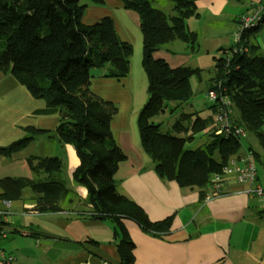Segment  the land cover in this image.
Wrapping results in <instances>:
<instances>
[{
    "label": "trees",
    "instance_id": "obj_1",
    "mask_svg": "<svg viewBox=\"0 0 264 264\" xmlns=\"http://www.w3.org/2000/svg\"><path fill=\"white\" fill-rule=\"evenodd\" d=\"M85 1L102 3V0ZM171 1L173 13L168 14L155 8L150 0H121L124 9L137 13L140 18L142 65L148 79V100L138 116L141 145L161 180L191 188L212 183V177L240 154L242 142L234 136H218L212 131L213 105L209 116L185 115L187 126L181 122L174 125L175 131L184 135H165L153 121L163 113L165 102L183 105L189 101L191 78L200 76L202 71L190 66L173 68L165 60L154 57L157 51L175 41L183 42L194 51L197 49L198 35L187 28V20L199 16L197 0ZM87 2L0 0V41L5 42L0 52V74L12 75L34 99L43 100L46 108L40 114L60 116L55 135L28 127L24 138L0 148V154L11 156L42 136L58 137L63 145H72L80 160L73 180L87 192L86 218L112 223L117 264H135L136 246L125 221H132L145 233L162 238L170 233L174 218L153 222L137 203L117 190L115 174L126 159L111 131L118 107L96 96L90 87L94 70L103 71L106 78H127L133 47L119 37L109 17L85 25ZM259 28L253 27V31ZM253 31L244 33L240 44L219 48L216 75L208 93L218 90L229 98L238 112L236 117L232 114L233 121L254 135L264 151V56L250 41ZM218 82L221 88L217 87ZM204 131L203 144L189 148L195 135ZM251 152L259 162L264 160L261 154ZM28 162L35 178L1 180V198L6 202L20 201L24 190L30 189L37 211H62L63 201L75 194L59 177L64 168L62 160L31 157ZM89 241L94 246L100 245Z\"/></svg>",
    "mask_w": 264,
    "mask_h": 264
},
{
    "label": "crops",
    "instance_id": "obj_2",
    "mask_svg": "<svg viewBox=\"0 0 264 264\" xmlns=\"http://www.w3.org/2000/svg\"><path fill=\"white\" fill-rule=\"evenodd\" d=\"M150 1L154 5V0ZM238 1L197 0L199 16L188 19L187 28L204 37V29L216 32L224 28L221 23L211 25L223 19L228 28L233 23L232 35L243 15L238 11L239 4L244 3L252 10L264 0ZM87 5L85 25L109 17L119 37L137 48L127 78H106L103 71L94 70L90 87L96 96L118 107L111 131L126 159L115 174L117 190L137 203L153 222L174 218L170 233L162 238L145 233L132 221H125L136 246L135 264H264V196L252 193L255 183H239L230 178L224 186L225 192L217 194L212 183L182 188L175 181L161 180L155 173L152 160L141 145L138 127L139 113L148 100L140 18L124 9L121 0L87 2ZM186 46L180 41L172 42L154 57L165 60L173 68L193 66L194 57L187 53ZM45 108V102L34 99L12 75L0 74V148L24 138L28 127L55 135L60 116L40 114ZM31 157L60 158L64 168L59 177L75 194L63 201L62 211L53 213L36 210L30 189L24 190L20 201L6 202L0 196V212L4 214L0 219L10 231L1 241L2 247L16 255L21 264H117L113 224L86 218L87 192L73 180L80 165L75 148L63 145L58 137L42 136L11 156L0 154V181L34 179L28 162ZM260 166L264 171V160ZM257 184L264 188L261 180ZM89 240L100 245L94 246Z\"/></svg>",
    "mask_w": 264,
    "mask_h": 264
},
{
    "label": "rangeland",
    "instance_id": "obj_3",
    "mask_svg": "<svg viewBox=\"0 0 264 264\" xmlns=\"http://www.w3.org/2000/svg\"><path fill=\"white\" fill-rule=\"evenodd\" d=\"M86 2L87 1L82 0V3L85 4ZM238 2H243V0ZM153 6L158 9H164V11L168 14H172V7L174 6V3L171 0H154ZM238 11L243 13V15H247L252 12V10H249V8L245 7L244 3L239 4ZM219 23H221L220 26H225L219 31L213 32L212 29L209 28L203 30L204 37L199 36L197 38V49L195 51L192 50L188 45L186 46L187 53L192 54L194 57V62H191L193 66L190 67H199L202 71L200 76H193L191 78L192 91L191 97L187 103L179 105L177 103L165 102L163 105V113L153 119L156 124L161 126V132L165 135H184V132L178 133L175 131L174 125L177 122H181L183 125L187 126L188 122L184 119L185 115L199 113L202 117H206L210 114V107L213 105V103L208 97V89L213 82L212 79L216 75V57L219 55V48H228L230 43L234 42L233 34L231 35V27L233 26V23L230 22V27L228 28L227 22L221 19L219 22H216V24L212 23L211 25H217ZM240 25L241 24L238 22L235 30L239 29ZM250 31H253L252 26L245 29L244 33L246 34ZM249 38L252 43L258 46L259 53L264 56V24L260 26L258 31L254 30ZM132 47L133 55L131 60L134 59L135 49H137L134 45H132ZM4 48L5 42L0 41V52L3 51ZM233 109L234 117L238 116L237 110L235 108ZM203 134L204 132L195 135V140L197 138V143L194 141L189 145L197 147L203 144L206 138V136ZM244 148L264 156V151L257 138H255L254 135L250 133H247V136L242 140L241 151H243ZM253 163L258 169V182L261 180V182L264 184V171L260 166V162L255 157H253Z\"/></svg>",
    "mask_w": 264,
    "mask_h": 264
},
{
    "label": "built area",
    "instance_id": "obj_4",
    "mask_svg": "<svg viewBox=\"0 0 264 264\" xmlns=\"http://www.w3.org/2000/svg\"><path fill=\"white\" fill-rule=\"evenodd\" d=\"M240 28L233 33L234 43H241L245 29L252 26L259 27L264 24V1L255 6L252 12L243 15L239 21ZM240 46V45H239ZM239 46L235 50H239ZM217 87L221 88L220 83ZM209 99L214 106L212 117V131L218 136L238 138L241 142L247 136V131L237 125L232 119V104L229 98L222 93L219 94L218 90H211L208 93ZM233 178L239 183H251L255 186L252 188V193L257 197L264 196V188L258 182V169L253 163V154L251 151L244 148V152L229 160L223 166L221 173L212 177V184L214 193L221 194L224 191V186L228 179ZM4 214L0 212V218ZM0 219V264H21L16 255L7 252L1 245V241L6 239L10 231L4 227Z\"/></svg>",
    "mask_w": 264,
    "mask_h": 264
}]
</instances>
